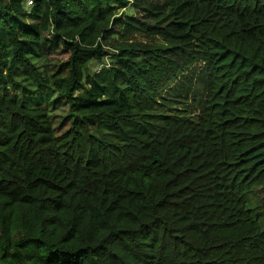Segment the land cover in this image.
Listing matches in <instances>:
<instances>
[{
    "label": "trees",
    "instance_id": "obj_1",
    "mask_svg": "<svg viewBox=\"0 0 264 264\" xmlns=\"http://www.w3.org/2000/svg\"><path fill=\"white\" fill-rule=\"evenodd\" d=\"M0 264H264V0H0Z\"/></svg>",
    "mask_w": 264,
    "mask_h": 264
},
{
    "label": "rangeland",
    "instance_id": "obj_2",
    "mask_svg": "<svg viewBox=\"0 0 264 264\" xmlns=\"http://www.w3.org/2000/svg\"><path fill=\"white\" fill-rule=\"evenodd\" d=\"M29 3H30V1H29ZM126 12L128 14H130V15H134L135 14V11L133 9H131V8L127 9ZM142 14L143 13H141L139 11L136 13V15H142ZM3 36L5 38H9V35H8L7 32H6V34L3 33ZM97 67L98 66H96V68ZM171 107H172L173 110H175V112L181 113V114L186 115L188 117H191L192 119H195L196 120L197 117H198V115L196 114V111L192 107H190L188 105L187 106H182V105L181 106L180 105H177L176 106V104L174 102H172L171 103ZM179 107L182 108L181 111L177 110V108H179ZM58 108H59V111H58V115L56 116V119L58 120L57 123H60V121L62 120V117H64L68 113V105H66L64 103H61V104H59Z\"/></svg>",
    "mask_w": 264,
    "mask_h": 264
}]
</instances>
